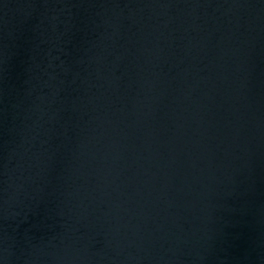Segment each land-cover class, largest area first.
Listing matches in <instances>:
<instances>
[{"label":"water","instance_id":"95a60500","mask_svg":"<svg viewBox=\"0 0 264 264\" xmlns=\"http://www.w3.org/2000/svg\"><path fill=\"white\" fill-rule=\"evenodd\" d=\"M0 264H264V0H0Z\"/></svg>","mask_w":264,"mask_h":264}]
</instances>
